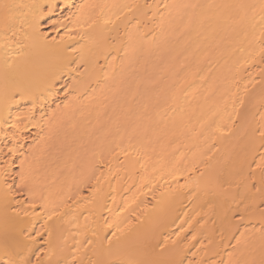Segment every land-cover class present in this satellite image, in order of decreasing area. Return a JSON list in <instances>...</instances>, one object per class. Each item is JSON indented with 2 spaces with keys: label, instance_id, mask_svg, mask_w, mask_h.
I'll use <instances>...</instances> for the list:
<instances>
[{
  "label": "bare ground",
  "instance_id": "1",
  "mask_svg": "<svg viewBox=\"0 0 264 264\" xmlns=\"http://www.w3.org/2000/svg\"><path fill=\"white\" fill-rule=\"evenodd\" d=\"M0 264H264V0H0Z\"/></svg>",
  "mask_w": 264,
  "mask_h": 264
},
{
  "label": "rangeland",
  "instance_id": "2",
  "mask_svg": "<svg viewBox=\"0 0 264 264\" xmlns=\"http://www.w3.org/2000/svg\"><path fill=\"white\" fill-rule=\"evenodd\" d=\"M30 140L32 141V139H29V141H30ZM29 141H28V144L31 142V141H30V142H29Z\"/></svg>",
  "mask_w": 264,
  "mask_h": 264
}]
</instances>
